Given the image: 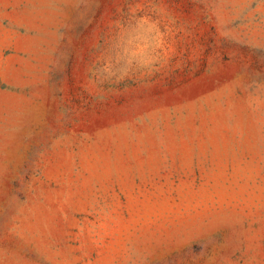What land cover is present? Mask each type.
I'll list each match as a JSON object with an SVG mask.
<instances>
[{
	"label": "rangeland",
	"instance_id": "374dc122",
	"mask_svg": "<svg viewBox=\"0 0 264 264\" xmlns=\"http://www.w3.org/2000/svg\"><path fill=\"white\" fill-rule=\"evenodd\" d=\"M0 264H264V0H0Z\"/></svg>",
	"mask_w": 264,
	"mask_h": 264
},
{
	"label": "bare ground",
	"instance_id": "6f19581e",
	"mask_svg": "<svg viewBox=\"0 0 264 264\" xmlns=\"http://www.w3.org/2000/svg\"><path fill=\"white\" fill-rule=\"evenodd\" d=\"M189 93V92H188ZM203 94V93H202Z\"/></svg>",
	"mask_w": 264,
	"mask_h": 264
}]
</instances>
